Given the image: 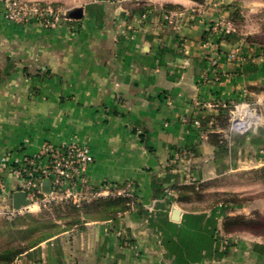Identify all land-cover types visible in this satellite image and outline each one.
Returning <instances> with one entry per match:
<instances>
[{
    "label": "crops",
    "instance_id": "0c3cea01",
    "mask_svg": "<svg viewBox=\"0 0 264 264\" xmlns=\"http://www.w3.org/2000/svg\"><path fill=\"white\" fill-rule=\"evenodd\" d=\"M27 1L60 6L65 19L48 30L0 10V157L79 142L94 156L95 185H128L136 200L116 221L89 220L14 264H264L263 237L238 232L224 244L220 214L186 211L162 194L187 172L245 168L231 154L264 161V51L213 32L222 0ZM238 101L258 103L255 137L232 138V148L203 140L195 102L216 119L208 103ZM5 179L0 207L17 186Z\"/></svg>",
    "mask_w": 264,
    "mask_h": 264
},
{
    "label": "rangeland",
    "instance_id": "374dc122",
    "mask_svg": "<svg viewBox=\"0 0 264 264\" xmlns=\"http://www.w3.org/2000/svg\"><path fill=\"white\" fill-rule=\"evenodd\" d=\"M35 3L40 4L39 2ZM48 5L53 4L48 3ZM222 8L227 12H224V15L220 16L213 24H219L221 29L220 31H223L222 33H224V31L226 32L224 36L227 38L234 37V39L240 38L242 41V45L247 47H258L259 49L264 51V0H222ZM239 59H241V56H239ZM239 102L241 101L234 103L236 104ZM234 103H230L231 106L227 109H223L221 107H212L219 111V114L216 115V119L210 117H206L204 119L202 116L203 111H200L198 119L200 118L201 124L196 125V127L201 129L203 140H207L212 134L217 135L219 136V142L221 144L220 147L232 148V141L229 145H227V142L230 141V139L232 140V138H234L233 140H236L237 138L249 139L250 137H255V131L263 126V116L258 108V103H252V106L255 107L257 112L260 114L261 121L258 125L252 126L250 129H248V131L245 132H240L232 129V114L230 111L231 109H234L232 108V104ZM221 111H226V113L221 114ZM220 116H222L221 121L225 123L223 124L224 126L217 120ZM262 154H264V152H262ZM247 155L248 156L246 157V159L240 155H229V163L233 162L237 158H239L240 161L246 160V164L244 165L245 168L239 171H233L229 173H216L215 175L207 176L204 175L201 178L198 175L194 176V174H192L191 172H187V174L184 175V181L182 184L173 186L171 190L165 189L162 194L172 197L171 199H173L175 202L174 205L177 204L186 211H211L220 214V218L222 219L221 232H223V234H225L223 231V227L226 217H232L243 219V221H240V223H236L232 227V232L229 234H236L238 232H250L264 238V177L261 174V171L264 169V161H262L261 164L257 163L255 165L254 163H256V161L253 159L255 157H253L252 152H249ZM182 157L185 159V154ZM173 162V169H177L180 161L175 158ZM182 186H194L196 189V193L198 194L200 199L192 198L189 201L180 203L178 201L179 191L177 188ZM102 187L103 188H99L104 189L109 186L106 184ZM124 187L126 186H119L118 189H124ZM107 198H102L97 202H103L105 201L104 199ZM123 198L131 199V206L133 205V203H135L136 200L134 192L130 197ZM224 200H233L234 205L224 204ZM68 206H70V204L63 202L60 204L52 205L42 210L35 209L32 211H26L24 213H20L18 216L23 217L26 215H30L40 220H50L62 224L64 222L62 220L63 217L68 218ZM85 206L75 207L80 210L81 214V212H83V210L85 209ZM59 216L62 217V219H59ZM12 219L13 218L5 217L2 213V209H0V222L3 220L10 221ZM226 235L228 234L222 236V243H224V241L225 243H229L228 238L230 237Z\"/></svg>",
    "mask_w": 264,
    "mask_h": 264
},
{
    "label": "built area",
    "instance_id": "2783aa9c",
    "mask_svg": "<svg viewBox=\"0 0 264 264\" xmlns=\"http://www.w3.org/2000/svg\"><path fill=\"white\" fill-rule=\"evenodd\" d=\"M0 10L8 22L20 25L36 24L48 30L57 29L65 18V12L59 6L23 0H0ZM165 19L169 20V17L165 16ZM212 30L216 34H226L225 31L224 33L220 31L219 24L213 25ZM209 62L214 70L217 66L216 56H210ZM213 76L216 81L220 80L221 76L216 74L215 70ZM225 76L229 77V75ZM195 103L198 110L195 113L194 124L200 125L201 120L198 119V115L201 109L199 103ZM252 105L246 101L232 104L234 109L230 112L233 130L245 132L260 123L261 116ZM208 106L227 109L231 105L224 102H210ZM93 162L94 156L90 147L75 141L63 145L47 143L34 154H4L0 157V195L7 193L5 175H10L17 181L14 192H24L28 205L15 209L11 195L10 203L0 207L2 213L5 217L14 218L26 211L42 210L63 202L79 207L110 196L132 195L131 187L128 185L124 189L97 187L88 175V169ZM46 180L51 181L50 191L44 188ZM118 235L125 238L121 231Z\"/></svg>",
    "mask_w": 264,
    "mask_h": 264
},
{
    "label": "trees",
    "instance_id": "16d2710c",
    "mask_svg": "<svg viewBox=\"0 0 264 264\" xmlns=\"http://www.w3.org/2000/svg\"><path fill=\"white\" fill-rule=\"evenodd\" d=\"M221 119L222 116L217 119L218 122L222 125L225 124ZM210 142L215 146L221 145L217 135H210ZM261 174L264 177V169ZM177 189L180 203L189 201L192 198L200 199L194 186H182ZM104 200L85 206L81 214L79 209L70 204L68 206V218L63 217L62 219L59 216V219L64 221L62 224L50 220H40L30 215L18 216L10 221H1L0 264H14L18 258L31 249L64 232L81 228L89 220L116 221L120 215L130 210L132 202L131 199L121 196L109 197ZM223 203L234 205L233 200H224ZM240 221H243V219L226 217L223 227L224 233H231L232 227Z\"/></svg>",
    "mask_w": 264,
    "mask_h": 264
},
{
    "label": "water",
    "instance_id": "95a60500",
    "mask_svg": "<svg viewBox=\"0 0 264 264\" xmlns=\"http://www.w3.org/2000/svg\"><path fill=\"white\" fill-rule=\"evenodd\" d=\"M44 188L48 191L51 190V181L46 180L44 182ZM12 204L15 209H20L23 206L28 205L26 200V194L24 192L18 191L12 194Z\"/></svg>",
    "mask_w": 264,
    "mask_h": 264
}]
</instances>
